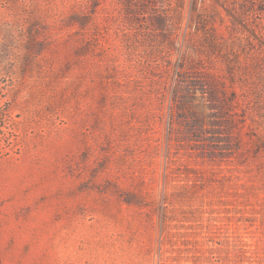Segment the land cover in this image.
<instances>
[{"label":"rangeland","instance_id":"374dc122","mask_svg":"<svg viewBox=\"0 0 264 264\" xmlns=\"http://www.w3.org/2000/svg\"><path fill=\"white\" fill-rule=\"evenodd\" d=\"M0 264H264V0H0Z\"/></svg>","mask_w":264,"mask_h":264}]
</instances>
